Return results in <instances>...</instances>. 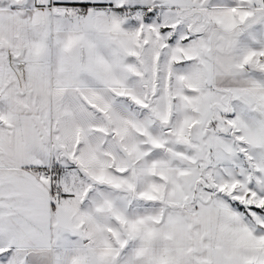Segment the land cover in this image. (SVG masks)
<instances>
[{"label": "snow or ice", "instance_id": "snow-or-ice-1", "mask_svg": "<svg viewBox=\"0 0 264 264\" xmlns=\"http://www.w3.org/2000/svg\"><path fill=\"white\" fill-rule=\"evenodd\" d=\"M0 264H264V0H0Z\"/></svg>", "mask_w": 264, "mask_h": 264}]
</instances>
